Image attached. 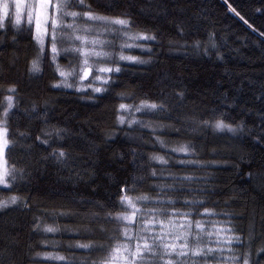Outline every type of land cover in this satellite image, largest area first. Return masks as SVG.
Masks as SVG:
<instances>
[{"label": "snow or ice", "instance_id": "obj_1", "mask_svg": "<svg viewBox=\"0 0 264 264\" xmlns=\"http://www.w3.org/2000/svg\"><path fill=\"white\" fill-rule=\"evenodd\" d=\"M223 3L264 38L238 0ZM257 3L253 11L264 14V0ZM184 5L0 0V69L16 67L27 41L28 87L43 81L47 69L48 91L94 107L118 101L106 128L103 113L95 122L79 120V112L58 108L62 97L41 98L39 84L36 99L25 101L20 81L0 75V264H264V210H249L243 199L249 187L264 196V82L256 89L248 80L250 97L241 88L214 90L212 101L207 92L177 90L171 72L159 73L150 86L155 91L129 83L176 53L228 63L221 51L228 38L206 4L195 12L190 0ZM161 19L171 31L157 25ZM224 74L232 76L227 68ZM69 121L99 129L103 143L75 132ZM76 139L87 155L74 154ZM118 139L127 147L113 163L125 175L106 173L110 183L101 196L98 153ZM236 142L242 147L233 157ZM225 168L247 187L222 183ZM50 170L62 187L44 186ZM21 219L27 239L20 238Z\"/></svg>", "mask_w": 264, "mask_h": 264}, {"label": "trees", "instance_id": "obj_2", "mask_svg": "<svg viewBox=\"0 0 264 264\" xmlns=\"http://www.w3.org/2000/svg\"><path fill=\"white\" fill-rule=\"evenodd\" d=\"M238 2L242 6L241 14L245 16V19L249 20V23L254 24L255 27L259 28L261 31H264V14L255 13L253 11L254 7L259 6L257 0H238ZM190 4V11L192 12H195L202 4H206L207 8L212 13V19L215 21L216 30L220 36L228 38L227 49H221L222 52H225L228 63L223 64L220 61L215 60V55H213L212 58H208L184 56L180 53H176L171 56H162L160 58L162 63L155 67L141 69L140 71L145 72L146 75L140 76L139 78L133 77L129 83L143 84L147 91H155V89L150 86L155 85L159 73L171 72L172 76L177 81L174 84V87L179 90L180 88L187 86L193 96L207 92V99L212 101L214 90L221 91L225 88H241L242 92L250 97L252 92L249 90L248 80L254 82L256 89H258L259 85L264 82V47H262L260 43L264 38L259 37L258 33L252 31L242 20L228 12L223 0H190ZM184 6H189V0H185ZM173 18V16H169L167 19L171 20ZM156 23L162 29L171 31L166 20L161 19ZM21 43L25 45V49L19 53L20 60L16 67L10 70L0 69V75H4L7 79L20 81L25 101L36 99L34 93L38 90L37 84H39L41 98L62 97V99L57 102L58 108L66 110L67 113H72L74 110L79 112V120L95 122V118L103 113L105 116L109 117L104 123V127L107 128L110 126L111 119L109 113L112 105L118 103V101L107 98L100 102L99 107H94L86 103L78 102L71 97L70 93L65 96L63 93L48 91L45 84L51 79V74L47 69L45 70V78L43 81H37L33 83L31 87H28L29 82L23 76L25 67L24 54L25 51L30 54L31 48L28 46L27 41H22ZM234 49H239V51L234 52ZM9 53H11V49H9ZM226 68L231 71V78L224 74ZM133 71L136 70L133 69ZM241 80L244 81L243 85H241ZM218 81H220V83H218ZM119 90L120 89H117V91ZM171 91L172 88H169V92ZM62 120L63 118L61 117V121ZM69 126L75 132L85 135L89 139H95L97 143H103L95 135V133L99 132V129H93V131L90 132L87 125L78 124L76 121H69ZM37 127H39V125H37ZM236 143L237 148L232 154L233 157L239 153L242 147L238 142ZM74 144V154L87 155V153H81V148L84 144L82 140L76 139ZM126 147L127 145H123L119 139L107 147H101L98 153L100 163L96 168V184L101 186L99 189L101 196L104 194L105 186L110 183L106 173H111L117 178H122L125 175L119 170L120 162L116 161V163H113V160ZM16 155L19 154L17 153ZM95 158L96 157L94 156L93 159ZM229 162H234V160ZM241 168L243 172L249 171V169L243 164H241ZM231 172L232 169L230 168L220 170V180L222 183L235 182L237 188L242 186L247 187L239 177L231 176ZM50 173L51 174L44 178V186L62 187L57 183L58 177L55 174V170H50ZM79 190L82 195H89L84 185H81ZM243 199L247 202L249 210L255 208L257 213L264 210V196H262L258 190H253L249 187L247 195L243 197ZM237 210L239 211L241 209L237 208ZM12 215L15 216L17 214L13 213ZM17 223L24 225L20 238L27 239V224L23 219L17 221Z\"/></svg>", "mask_w": 264, "mask_h": 264}]
</instances>
